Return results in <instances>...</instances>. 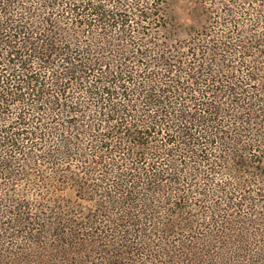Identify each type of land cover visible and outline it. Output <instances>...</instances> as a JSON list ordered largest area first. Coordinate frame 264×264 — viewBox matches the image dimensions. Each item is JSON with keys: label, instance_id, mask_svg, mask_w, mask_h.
Instances as JSON below:
<instances>
[{"label": "trees", "instance_id": "1", "mask_svg": "<svg viewBox=\"0 0 264 264\" xmlns=\"http://www.w3.org/2000/svg\"><path fill=\"white\" fill-rule=\"evenodd\" d=\"M165 1L0 0V238L54 223L45 203L15 198L25 161L32 190L72 181L103 200L94 202L102 225L116 235L106 230L102 241L114 245H194L185 233L200 219L226 233L242 220L224 207L264 204L254 199L264 197V159L249 156L264 157V0H196L200 19L216 21L185 39ZM73 160L81 169L58 166ZM198 208L196 219L186 215ZM27 209H37L30 221ZM99 218L70 222L71 253L76 240L98 243Z\"/></svg>", "mask_w": 264, "mask_h": 264}, {"label": "rangeland", "instance_id": "2", "mask_svg": "<svg viewBox=\"0 0 264 264\" xmlns=\"http://www.w3.org/2000/svg\"><path fill=\"white\" fill-rule=\"evenodd\" d=\"M165 2L167 4L169 16H174V23L180 27V38L185 39L184 37L187 36V32L190 31H195L196 33L203 31L210 34L211 31L207 29V24H209V22L214 23L216 21L215 16L212 19H208L207 23L201 20L199 15L200 10L196 6V0H166ZM201 24H203V28H200ZM213 57L214 56H210V58ZM69 139L74 140L70 137ZM75 150L77 151V149ZM260 155H262V152H249L251 160H258V158L264 159V157H260ZM22 163H24V165L20 164V170L23 168L28 171L19 173L21 178H25L33 171H30L29 167L26 166L27 161ZM76 164V160L72 162L62 161V165L58 166L60 169H65L67 168L66 166L72 169L75 167L81 169V164L79 163L78 166H76ZM260 169L264 170V167H260ZM247 170H249V167ZM52 176H54V174H52ZM21 178L19 179L18 185H14L13 189L23 188L24 196L19 195L15 196V198L24 204H28L30 200H33L34 203L39 206L45 203L48 210L46 211L43 208L39 210L47 213L45 216L46 222L54 223H50L52 224L50 226L26 224V226H30V228L28 227L25 229L24 227H18L12 230V233H9L7 239L0 238V260L6 263H11L15 258L28 257L30 260L34 261L31 264H45V262L47 264H251L257 261L256 264H264V204H262L260 208H255V200L254 204H252L253 207L244 211L239 209L240 206L236 208H233L231 205L224 207L225 210L222 211L223 213L230 215L232 218L237 217L239 220H242L239 223L232 222V224H229V232L225 233L221 230L222 228L217 225L212 229L208 219H200V227H206V229L211 228V230H213L211 235H215L208 237V233L210 234L211 230L208 229V231H205L206 229L201 228H197L195 232L191 231L185 233L193 235L194 238L198 239H196L197 242L194 245H192L193 242L191 245L186 246L185 244L183 246L179 242H174L172 239H170L171 241L167 240L166 245L160 246L159 244L161 242L157 239H153L146 244L143 243L142 246L135 243H126V241H121L119 244L114 245L113 240L102 241L104 235L108 234V232H112L115 237L116 229L113 224L112 226L102 225L104 218L101 217V212L99 211L101 207L97 206L94 202L97 200V202H102L103 205L104 202L101 199L98 200L97 195L95 197L93 193L91 195H85V191H75L73 187L75 183L72 181L66 183L65 187H62L61 184L54 183L56 187H59H57V189H50L49 192L45 193L39 189L32 190L29 188L28 182ZM46 184L49 183H45V185ZM89 199L92 200L90 201ZM215 199L220 201L219 198L215 197ZM254 199L264 202V197L262 198L258 195ZM60 200L70 205V207L67 208V210H69L68 213L66 209L61 210L57 208ZM51 208H53L52 213L50 210ZM174 208V205L170 206V209ZM35 210L37 209H34V211L27 209L26 215L28 219L33 215ZM55 211L60 212V214H55ZM201 211L202 210L198 208V210H193L190 214L186 215L191 216L192 219H196L195 215L198 214L199 216ZM254 212L257 213V216L253 215ZM108 213L109 212H105L104 214L107 215ZM92 214H94L96 218L100 217L97 225H94L92 229V231L94 230L99 234L98 243L93 239L89 244H83L85 243L83 239L79 241L76 240L78 244L75 246H79V249L77 247L75 249L76 251L71 253L74 246L72 244L74 238L66 234L67 232L71 234L75 230V227L74 225L72 226L70 222L79 221L81 223L83 221L82 217H87ZM164 214L165 213L162 215L164 216ZM55 215L63 216L68 219V223L64 226L70 224L72 226L71 229L64 228L63 225L58 223V219L55 217L53 219ZM213 216H216V214ZM30 220L31 219H29V221ZM83 225L88 227L90 223H83ZM33 227L34 230L32 231L31 229ZM111 229L112 231H110ZM25 230L27 233H22ZM88 230L90 229H83L80 230V232L87 234ZM106 230H108V232ZM153 232L155 233L156 231ZM25 233L26 235H22ZM53 234L62 235L55 237ZM101 235L103 237H101ZM43 236H45V238H43ZM156 236H158L157 232ZM198 242H200L199 245H197ZM192 246H198V249L195 248L199 252L197 256L185 253L191 252V250H187V248H192ZM146 248L148 251H146ZM164 252H167V254H164Z\"/></svg>", "mask_w": 264, "mask_h": 264}]
</instances>
